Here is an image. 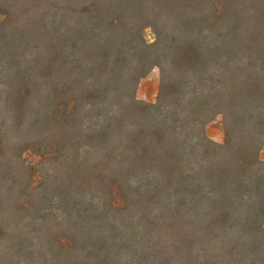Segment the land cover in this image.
<instances>
[{
  "label": "trees",
  "instance_id": "16d2710c",
  "mask_svg": "<svg viewBox=\"0 0 264 264\" xmlns=\"http://www.w3.org/2000/svg\"><path fill=\"white\" fill-rule=\"evenodd\" d=\"M0 18V264H264V0Z\"/></svg>",
  "mask_w": 264,
  "mask_h": 264
},
{
  "label": "rangeland",
  "instance_id": "374dc122",
  "mask_svg": "<svg viewBox=\"0 0 264 264\" xmlns=\"http://www.w3.org/2000/svg\"><path fill=\"white\" fill-rule=\"evenodd\" d=\"M145 38L148 42L154 41V34L150 29L145 31ZM159 84L160 71L158 68H154L146 77L140 80L137 89V97L147 102H156ZM206 133L213 141L217 143L224 142V122L221 115L215 117L210 123H208L206 126ZM33 158V156H28L29 161ZM261 158L264 161V145L261 151Z\"/></svg>",
  "mask_w": 264,
  "mask_h": 264
}]
</instances>
